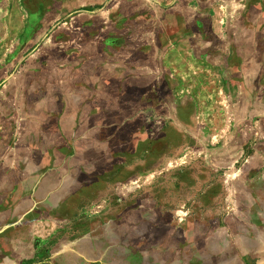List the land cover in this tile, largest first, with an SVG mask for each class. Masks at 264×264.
<instances>
[{
    "label": "rangeland",
    "instance_id": "1",
    "mask_svg": "<svg viewBox=\"0 0 264 264\" xmlns=\"http://www.w3.org/2000/svg\"><path fill=\"white\" fill-rule=\"evenodd\" d=\"M4 17L26 20L0 75V264H264V0Z\"/></svg>",
    "mask_w": 264,
    "mask_h": 264
},
{
    "label": "crops",
    "instance_id": "2",
    "mask_svg": "<svg viewBox=\"0 0 264 264\" xmlns=\"http://www.w3.org/2000/svg\"><path fill=\"white\" fill-rule=\"evenodd\" d=\"M17 6L18 7H24L21 3L20 5V2H16ZM26 19H18V20H7L5 17L1 19L0 21V26H1V29L2 31L0 32V75H3L7 73V70H8V64L6 63V57H7V53L8 51L11 49L12 47V44L13 42L18 38V36H20V30L18 28H20L23 24V22H25ZM34 19H29L28 20V25L29 26H33L34 24ZM9 27V28H8ZM13 27V28H11ZM98 81H96L98 84V89L101 88V80L100 79H97ZM93 82V81H92ZM92 82H86L85 83V91H86V96H90V92L92 91V88L93 86H95V83L94 82V85H92ZM92 85V88H90V90H88L89 87H91ZM89 86V87H87ZM4 88H6V86H4ZM29 118L31 119L32 117L29 116ZM32 148L29 149V151L27 150H22L21 148H18L17 151H15V164L19 163V165L21 163H23L24 159H23V154L24 155H27L28 154V159L30 161L34 160L35 158H33L32 156H34L37 151L36 149L34 150L33 152V155H32ZM5 157H6V150H5V147L2 146L0 147V167H4L5 164L3 162V160H5ZM23 160V161H22Z\"/></svg>",
    "mask_w": 264,
    "mask_h": 264
}]
</instances>
